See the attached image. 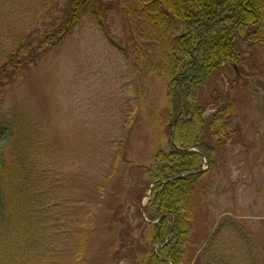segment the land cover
<instances>
[{
  "label": "trees",
  "instance_id": "trees-1",
  "mask_svg": "<svg viewBox=\"0 0 264 264\" xmlns=\"http://www.w3.org/2000/svg\"><path fill=\"white\" fill-rule=\"evenodd\" d=\"M89 26L133 68L135 86L124 106L141 115L156 82L162 91L156 121L170 126L166 145L159 142L148 154L150 178L136 198L138 217L149 228L137 264H264V245L250 227L225 219L210 237L196 235L219 151L242 141L235 124L239 100L262 99L264 128V0H0V264L53 263L74 236L63 206L70 179L19 96L18 83ZM233 65L240 85L205 119L216 101L206 92L217 73L233 71ZM131 121L124 118L121 142H127ZM83 261L80 248L70 264Z\"/></svg>",
  "mask_w": 264,
  "mask_h": 264
},
{
  "label": "rangeland",
  "instance_id": "rangeland-1",
  "mask_svg": "<svg viewBox=\"0 0 264 264\" xmlns=\"http://www.w3.org/2000/svg\"><path fill=\"white\" fill-rule=\"evenodd\" d=\"M113 34L118 40L123 35L120 29ZM100 39L90 26L77 30L18 83L19 96L29 104L55 161L70 179L69 203L63 206L75 232L50 264L72 263L80 248H84L83 264H137L149 233L138 217L136 198L150 178L152 157L148 154L159 142L165 146L168 137L170 126L159 124L154 114L162 91L153 82L141 115L133 114L130 105L124 106V98L132 96L135 86L133 68ZM217 74L206 92L216 101L208 105L205 119L228 103L225 96H233L240 85L233 71ZM247 97L238 101L242 104L235 121L242 141L219 151L214 185L201 203L196 235L210 237L227 219L239 228L250 227L264 245V128L258 109L263 104L262 99L254 102ZM128 115L132 131L124 143L120 138Z\"/></svg>",
  "mask_w": 264,
  "mask_h": 264
},
{
  "label": "water",
  "instance_id": "water-1",
  "mask_svg": "<svg viewBox=\"0 0 264 264\" xmlns=\"http://www.w3.org/2000/svg\"><path fill=\"white\" fill-rule=\"evenodd\" d=\"M235 69H236L237 74H239L238 69L237 68ZM173 127H174V124H173ZM171 139L173 140V131L171 132Z\"/></svg>",
  "mask_w": 264,
  "mask_h": 264
},
{
  "label": "bare ground",
  "instance_id": "bare-ground-1",
  "mask_svg": "<svg viewBox=\"0 0 264 264\" xmlns=\"http://www.w3.org/2000/svg\"><path fill=\"white\" fill-rule=\"evenodd\" d=\"M235 68H237V69H238V71H239V67H238L237 65H235Z\"/></svg>",
  "mask_w": 264,
  "mask_h": 264
}]
</instances>
